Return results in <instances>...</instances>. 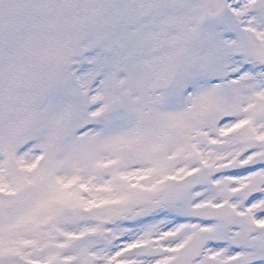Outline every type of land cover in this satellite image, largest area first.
<instances>
[{
    "label": "snow or ice",
    "instance_id": "1",
    "mask_svg": "<svg viewBox=\"0 0 264 264\" xmlns=\"http://www.w3.org/2000/svg\"><path fill=\"white\" fill-rule=\"evenodd\" d=\"M0 264H264V0H0Z\"/></svg>",
    "mask_w": 264,
    "mask_h": 264
}]
</instances>
